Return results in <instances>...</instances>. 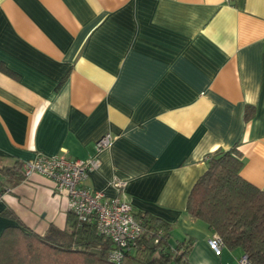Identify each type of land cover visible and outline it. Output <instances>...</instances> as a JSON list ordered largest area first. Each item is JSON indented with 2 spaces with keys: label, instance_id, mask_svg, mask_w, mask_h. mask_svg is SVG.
<instances>
[{
  "label": "crops",
  "instance_id": "obj_1",
  "mask_svg": "<svg viewBox=\"0 0 264 264\" xmlns=\"http://www.w3.org/2000/svg\"><path fill=\"white\" fill-rule=\"evenodd\" d=\"M0 69V166L85 160L109 134L84 186L169 224L172 248L192 239L189 264H237L186 204L218 150L264 191V0H0ZM18 179L0 176V212L65 230L53 182Z\"/></svg>",
  "mask_w": 264,
  "mask_h": 264
},
{
  "label": "trees",
  "instance_id": "obj_2",
  "mask_svg": "<svg viewBox=\"0 0 264 264\" xmlns=\"http://www.w3.org/2000/svg\"><path fill=\"white\" fill-rule=\"evenodd\" d=\"M250 114L247 108L246 118ZM206 163L205 173L188 197L187 214L205 223L224 247L240 249L249 264H264V191L241 177L244 163L236 148L218 150L207 157ZM2 175L16 184L18 175L23 176L21 164L0 166ZM5 188L0 180V193ZM0 215L16 223L0 234V264H189L187 256L194 246L192 239H185L172 248L169 224L134 213L141 232L116 262L108 258L114 249L111 241L97 232L93 220L81 222L69 211L65 230L51 226L40 236L24 227L8 208Z\"/></svg>",
  "mask_w": 264,
  "mask_h": 264
},
{
  "label": "built area",
  "instance_id": "obj_3",
  "mask_svg": "<svg viewBox=\"0 0 264 264\" xmlns=\"http://www.w3.org/2000/svg\"><path fill=\"white\" fill-rule=\"evenodd\" d=\"M112 142L111 135H104L94 144V154L85 160L38 154L33 159L21 163V173L24 179L33 174L50 179L54 185V193L67 198L69 211L81 222L93 220L97 232L111 241L114 249L108 258L118 262L122 251L139 236L141 223L134 216L131 205L119 197L108 198L103 193L84 186L88 174L98 167V154ZM116 187L120 188L121 184L117 182ZM208 245L215 255H221L224 245L217 236H212ZM237 264H249V261L242 255Z\"/></svg>",
  "mask_w": 264,
  "mask_h": 264
}]
</instances>
